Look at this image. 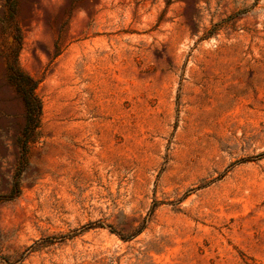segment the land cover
Here are the masks:
<instances>
[{"label": "rangeland", "instance_id": "obj_1", "mask_svg": "<svg viewBox=\"0 0 264 264\" xmlns=\"http://www.w3.org/2000/svg\"><path fill=\"white\" fill-rule=\"evenodd\" d=\"M0 264H264V0H0Z\"/></svg>", "mask_w": 264, "mask_h": 264}, {"label": "trees", "instance_id": "obj_2", "mask_svg": "<svg viewBox=\"0 0 264 264\" xmlns=\"http://www.w3.org/2000/svg\"><path fill=\"white\" fill-rule=\"evenodd\" d=\"M8 7L9 15L8 17L4 18V20L6 21L13 18L17 11V6L13 1L8 4ZM15 39L19 42V45L14 52L15 56H17L21 46L20 33L15 36ZM8 79L21 94L26 107V122L20 135V143L22 144L23 149L21 159L23 162H25L27 156V145L36 136L42 113V102L40 98L35 94V89L39 81L20 67L17 58L14 62L8 63ZM16 184H18V180H16Z\"/></svg>", "mask_w": 264, "mask_h": 264}]
</instances>
